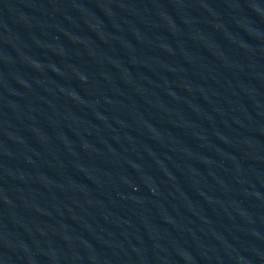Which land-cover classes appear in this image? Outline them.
Returning <instances> with one entry per match:
<instances>
[{"label": "water", "instance_id": "water-1", "mask_svg": "<svg viewBox=\"0 0 264 264\" xmlns=\"http://www.w3.org/2000/svg\"><path fill=\"white\" fill-rule=\"evenodd\" d=\"M0 264H264V0H0Z\"/></svg>", "mask_w": 264, "mask_h": 264}]
</instances>
